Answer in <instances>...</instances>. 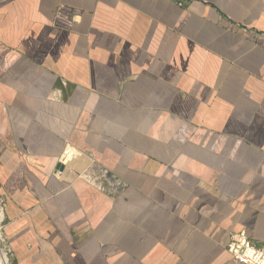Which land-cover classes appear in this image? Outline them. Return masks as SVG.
I'll return each instance as SVG.
<instances>
[{
    "label": "crops",
    "instance_id": "0c3cea01",
    "mask_svg": "<svg viewBox=\"0 0 264 264\" xmlns=\"http://www.w3.org/2000/svg\"><path fill=\"white\" fill-rule=\"evenodd\" d=\"M0 187L17 264H237L264 0H0Z\"/></svg>",
    "mask_w": 264,
    "mask_h": 264
},
{
    "label": "built area",
    "instance_id": "2783aa9c",
    "mask_svg": "<svg viewBox=\"0 0 264 264\" xmlns=\"http://www.w3.org/2000/svg\"><path fill=\"white\" fill-rule=\"evenodd\" d=\"M227 249L237 264H264V244L253 242L245 230L231 234Z\"/></svg>",
    "mask_w": 264,
    "mask_h": 264
},
{
    "label": "rangeland",
    "instance_id": "374dc122",
    "mask_svg": "<svg viewBox=\"0 0 264 264\" xmlns=\"http://www.w3.org/2000/svg\"><path fill=\"white\" fill-rule=\"evenodd\" d=\"M12 200L9 191L5 187H0V210L4 212V219L0 222V250L3 254H6L9 258V264H17V258L15 256V250L12 242L10 241L8 234L6 233L7 223V208Z\"/></svg>",
    "mask_w": 264,
    "mask_h": 264
},
{
    "label": "bare ground",
    "instance_id": "6f19581e",
    "mask_svg": "<svg viewBox=\"0 0 264 264\" xmlns=\"http://www.w3.org/2000/svg\"><path fill=\"white\" fill-rule=\"evenodd\" d=\"M70 152V151H69ZM67 154V158H68V162L71 161L72 157H68V153ZM4 219V212L2 210H0V222ZM1 234V233H0ZM0 264H9V258L6 254H3L2 250H0Z\"/></svg>",
    "mask_w": 264,
    "mask_h": 264
}]
</instances>
